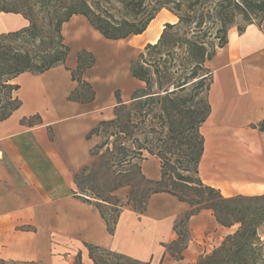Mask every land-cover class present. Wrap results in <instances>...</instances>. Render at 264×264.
Returning a JSON list of instances; mask_svg holds the SVG:
<instances>
[{
    "label": "crops",
    "instance_id": "crops-1",
    "mask_svg": "<svg viewBox=\"0 0 264 264\" xmlns=\"http://www.w3.org/2000/svg\"><path fill=\"white\" fill-rule=\"evenodd\" d=\"M175 19L163 9L142 34L113 41L84 16L73 15L61 28L69 47L65 64L13 80L21 106L0 122V259L74 264L80 252L81 264H95L84 246L89 244L149 264H196L236 231V226L219 225L212 210H202L189 218L188 243L182 259L175 260L167 247L178 239L175 224L190 211L188 203L155 193L138 213L126 201L111 235L99 211L74 194V175L98 160L91 153L98 137L89 133L114 117L116 92L128 104L133 91L143 87L131 77L130 62L138 49L157 41L163 24ZM26 26L20 14L0 12V34ZM80 50L95 57V65L83 75L95 97L85 104L68 100L77 87L71 70ZM207 67L212 72L210 114L200 127L204 146L198 176L224 198L263 195L264 130L258 125L264 121V21L242 34L230 30L228 43L216 50ZM121 77L128 87L120 86ZM35 115L38 121L22 123ZM140 170L147 180L161 178L155 156H146ZM127 194L126 188L115 192L124 199Z\"/></svg>",
    "mask_w": 264,
    "mask_h": 264
},
{
    "label": "trees",
    "instance_id": "trees-1",
    "mask_svg": "<svg viewBox=\"0 0 264 264\" xmlns=\"http://www.w3.org/2000/svg\"><path fill=\"white\" fill-rule=\"evenodd\" d=\"M120 3L123 13L115 18L108 11L100 12L98 2L88 0H0V12L20 14L28 21V26L20 30L0 34V122L21 106L20 99L14 95L19 89L13 83L17 76L26 72L41 74L65 64L69 47L63 42L61 28L73 15L84 16L105 39L116 41L142 34L161 10H167L177 22L166 23L157 41L147 44L130 62L131 77L141 81L144 87L133 91L128 104H123L116 92L114 118L99 122L88 137L102 133L108 138L114 137L112 146L122 153L119 166L124 168L131 166L134 159L127 158L125 139L134 137L137 130L145 132L143 142L135 139V151L141 162L145 159L141 157L143 151L159 159L161 178L158 181L144 178L147 184L159 188L151 190L142 204L133 202V205L142 213L149 196L162 192L190 205L184 219L175 224L178 239L167 247L175 260L182 259L188 243L189 218L207 209L213 211L219 225L238 224L239 227L210 254L201 257L198 264H264V240L258 234V229L264 227V194L224 198L218 190L204 185L198 176L204 146L200 127L210 114L208 92L212 72L206 63L214 57L216 49L228 43V31L238 18L245 23L237 27L239 34L249 25L261 26L264 0H120ZM94 65L93 53L86 50L77 53V66L71 70L77 87L68 96L69 101L85 104L94 100L92 86L83 79ZM39 119L35 115L23 119L22 123L31 125ZM258 129L264 130V121ZM154 135L158 137H152ZM152 143L154 146H149ZM102 146L96 145L91 153L98 155L97 150ZM105 159V154H99L98 161L74 175L78 190L74 194L99 211L107 231L113 235L125 206L113 193L124 185L114 182L109 188L108 200L115 201L112 203L84 194L77 181L99 164L105 165ZM177 188L199 190L200 195L206 196L197 201L189 200L178 194ZM180 226L184 227L183 232L178 229ZM180 243L182 247L174 252L172 247ZM84 246L95 264H149L102 247ZM0 264L43 263L0 259ZM74 264H81L80 252Z\"/></svg>",
    "mask_w": 264,
    "mask_h": 264
},
{
    "label": "rangeland",
    "instance_id": "rangeland-1",
    "mask_svg": "<svg viewBox=\"0 0 264 264\" xmlns=\"http://www.w3.org/2000/svg\"><path fill=\"white\" fill-rule=\"evenodd\" d=\"M88 1L89 2H98L99 10L103 14L108 11L115 18H120L122 13H123L122 4L120 3V0H88ZM45 22L47 23L46 19H45ZM176 22H177V18L171 24H174ZM164 25L165 24L162 25L161 32L164 29ZM244 25H245V23L240 18H238L236 20L234 26L229 29L228 33L230 32V30L237 32V27H243ZM145 46L138 49V52H137L135 59L144 50ZM216 50H215V52H216ZM206 67H207V63H206ZM202 74H204V72H202ZM120 84H121V86L124 85V86H122L123 88L127 87L128 83H127L126 78L121 77L120 78ZM143 87H144V85H143ZM146 130H147V128L145 129V131ZM144 133H141L140 130H137V131H135L134 137H131L129 139L128 138L125 139L124 146L126 148L125 150H126V154L128 156L127 158L131 157L134 159L132 161L131 166L126 165V167H124V168H121L119 166L120 165L119 161L122 158V153L116 152V150L112 146V141L114 140V137L108 138V136L103 134V133L101 134V136H97L98 137V143L96 145L103 144V146L100 150H97L98 155H96V156L99 159V154H101V153L105 154V158H106L105 160L108 162L107 165L111 169H109L108 166H106V161H105V165L99 164V166L95 167L91 172H86L84 175L80 176L77 181L80 185L81 192L90 196L91 198L92 197H99L101 199H107L108 200V190H109V188H111L112 184L115 182V183H120V184L124 185V187H122V188H126L128 190V194L126 196V199H124L122 197H117L120 199L121 202H126V201L128 202V201L133 200V201H131L132 204H133V202H135L137 205L142 204L143 201L145 200L146 196L148 195V193L151 190L159 188V187H154V186L147 184L146 180L144 179V177L141 174V170H140L141 158L139 157L138 153L135 151V149L137 148V144L135 142V139H138L139 142H143L144 137H145ZM152 137L157 138L158 135H154ZM146 143L148 144V142H146ZM149 146L153 147L154 144L153 143H152V145L149 144ZM107 148L109 149V152H106ZM148 155H149L148 152L143 151L141 157L145 158ZM125 169H129V170L125 171ZM120 171H123V172H120ZM198 191H196L194 189H179V188H177V190H176V192L178 194H180L181 196H183L189 200H195V201L201 199V197L204 198L206 196V195L202 196V194L200 195V193H198ZM77 192H78V190H77ZM114 194L115 193H113V195ZM108 201L112 202V203L115 202L114 200H108ZM240 202H243V201H240ZM203 210H205V209H203ZM183 216L180 217V219L177 221L178 224L180 223L181 220L184 219ZM233 226H236L237 229L239 227L238 224H234ZM178 229L183 232L184 227L180 226ZM187 229H188V227H187ZM258 234L262 237V240H264V227H260L258 229ZM188 236H189V231H188ZM180 247H182V243H180L179 246H173L172 249L175 252ZM210 253H208V254H210ZM208 254H206V255H208ZM206 255L200 256L198 258V260L196 261V264H198L202 260L201 257H204ZM172 258L174 259V257H172Z\"/></svg>",
    "mask_w": 264,
    "mask_h": 264
},
{
    "label": "bare ground",
    "instance_id": "bare-ground-1",
    "mask_svg": "<svg viewBox=\"0 0 264 264\" xmlns=\"http://www.w3.org/2000/svg\"><path fill=\"white\" fill-rule=\"evenodd\" d=\"M159 35V34H158ZM160 36V35H159ZM127 46V45H126ZM130 49V48H129ZM121 53V52H120ZM119 54V53H118ZM114 55V54H113ZM119 55H121V54H119ZM114 57V56H113ZM118 60V59H117ZM122 60H123V58H122ZM124 61V60H123ZM109 65H111L110 63H109ZM100 67V66H99ZM125 77H126V75H125ZM125 82V81H124ZM120 86H121V84H120ZM122 86H124V85H122ZM126 86V85H125ZM128 87V86H127ZM125 88V87H124ZM125 91V90H124ZM123 91V92H124Z\"/></svg>",
    "mask_w": 264,
    "mask_h": 264
}]
</instances>
